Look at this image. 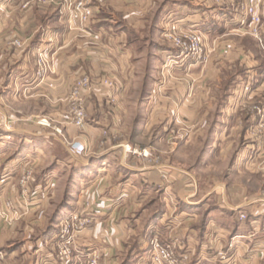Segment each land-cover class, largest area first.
I'll return each mask as SVG.
<instances>
[{"label":"crops","instance_id":"obj_1","mask_svg":"<svg viewBox=\"0 0 264 264\" xmlns=\"http://www.w3.org/2000/svg\"><path fill=\"white\" fill-rule=\"evenodd\" d=\"M93 2L98 4V0ZM156 3L157 0L106 1L101 10L111 5L108 9L113 15L122 12L120 24L115 23L118 21L112 19L113 15L111 19L95 18L93 23L96 22L97 28L94 29L90 24L79 28L70 23L66 12L60 13L54 4L48 2L0 0V206L2 208L7 201H13L18 209L22 201L27 203L21 195L19 180L30 171V157L33 155L38 159L44 155L46 160L49 150L59 164L50 167V179H37L35 184L31 183V195L38 197L40 202L51 198L47 197L48 188L53 180H57V175L60 177L57 171L65 173L70 166L84 164L83 170L74 178L79 189L75 201L78 205L73 211L92 221L85 236L78 241V251L84 252L86 247L95 245L102 251V264H151L150 246L145 236L158 231L163 239L180 249V264H258L264 257V0L260 38L249 32L240 35L231 58L236 70L228 79L226 75L219 87L220 91L226 92V100L222 103L221 117L209 149H221L228 137L234 139L227 142L224 149H244L230 162L225 175L220 171L226 161L211 163L202 159L191 168L189 159L174 163L172 148L152 149L161 157V168L165 166L164 170L172 172L167 182L161 177V169L152 162H142L136 154L130 155L117 147H101L104 142L101 126L105 128L103 124L109 123L110 118L113 119L110 125H115L112 132L122 126L123 120L117 119V112L118 109L125 111L126 98L136 72H139L137 51L134 43L129 42L125 27L145 23L143 16L151 13ZM218 16L225 22L219 27L222 35L225 31L235 30L225 26L228 20L231 21L229 24L237 25L239 31L243 30L239 24L245 13L240 4L227 8ZM218 23L215 21L213 26ZM113 26L118 30L113 31ZM213 26L210 29H214ZM117 40L121 41L120 46ZM102 47L110 49L108 53L113 57L101 58L103 62L98 64L94 51ZM205 49L208 57L201 60L204 66L199 72L200 81L192 87L188 79L189 63L196 58L184 57L182 64L174 69L176 71L170 69L180 78H171L169 92L164 98L171 107L175 97H182V104L176 116L172 115V120L182 117L188 121L205 122L210 114L213 103L206 92L210 84L201 77L203 72L211 73L210 66L205 68L212 48L205 43ZM80 52L88 55L91 73L103 71L117 78V86L108 91V98L93 96L88 101L89 110L94 106L100 117L98 125L89 119L83 130L72 127L67 121L70 119L67 107L71 86L84 68L80 61L73 60L80 57ZM40 54L52 67L48 76L43 78L38 75L36 66ZM152 69L150 74L155 72V65ZM248 82L251 90L241 97L239 93ZM190 96L195 97L190 99ZM191 102H195L192 109ZM103 103L111 109L110 118ZM41 115H48L68 126L70 136L84 149L79 152L68 148L65 155L68 160L58 158V151L50 142L59 136L37 123ZM198 134L202 135V132ZM236 137L241 140L239 147L235 146ZM74 157L76 163H72ZM158 192L162 194L159 199L162 206L155 209L152 203L158 200ZM149 196L155 197L148 206L144 205ZM242 214L245 218L241 217ZM178 221L182 224L179 228ZM16 226L4 223L0 217V250L6 255L5 259H0V264H32L34 260L40 264H65L57 258L52 233L47 234L44 230V240L36 242L32 251L29 240L18 245L13 235L19 230L28 233L35 229L26 223ZM132 237L137 239L129 247L126 243ZM126 250L128 253L125 254ZM219 251L224 252L225 260H219ZM131 253L135 257L130 258Z\"/></svg>","mask_w":264,"mask_h":264},{"label":"rangeland","instance_id":"obj_2","mask_svg":"<svg viewBox=\"0 0 264 264\" xmlns=\"http://www.w3.org/2000/svg\"><path fill=\"white\" fill-rule=\"evenodd\" d=\"M38 1L54 4L59 12L62 8V6L58 4L59 2L54 0ZM106 1L109 2L111 0H98V4L94 3L93 0H87V4L92 6L94 12L88 22L85 23L86 25H80L79 23H77V25L75 22H72L69 17V9L67 8H65L64 11L60 13L64 14V12H66L69 22L75 23L77 26H79V28L87 27V24H90L91 27L96 29V22L93 23L95 18L111 19V16L113 15L110 12L111 10L108 9V7L111 5L105 6L104 10H101ZM245 1L246 0H157L156 7H154L151 13L145 14V16H143L144 20L148 19V21L143 20L145 23H141V25L125 27L129 42L131 44L134 43L135 49L137 51L136 61L139 72H136V78L133 81L134 83L131 85L128 97L126 98L127 102L124 108L125 111L120 109V112L118 109L117 119H121L123 121L122 126L116 128L114 132H112L111 129L113 126L115 127V125H110L113 124V119L110 118L109 114L111 109L108 108L109 106L107 104H105L106 102L103 103L105 106L104 111L106 114H109L110 121L109 123L105 122V124H103L106 125L105 128L101 126V133L102 137L104 138V142L101 145L102 148H106L108 146L117 147V149H123L125 153H129L130 155L133 153L136 154L137 158L142 159V162H152V165L161 169V177L167 182L170 181L172 172L164 170L163 168L165 166L161 168V157L158 156V154H154L155 149H174V163H181L183 161L186 162V159H189L191 168L194 167L195 163H198V161L202 159H205L207 162L211 163H221L226 161L224 168L220 171L221 175H225V173L229 171L227 167L230 162L234 160L236 156L240 155L244 149H224L225 144L234 139L231 137L225 139L221 149H209V146L212 142V137L214 135V130L218 127V121L221 117L219 113L223 105L222 103L226 100V92L224 90L220 91L219 87L223 78L227 75L228 79L229 76H232V71L236 70V68L232 66L233 61L231 58L233 57L232 53L236 52V42L239 41V38L241 37L240 35L245 32L252 33L251 29L255 25L253 24L251 26L248 24L243 27V30L239 31L237 25L229 24L231 21L228 20L225 26L231 30H235L229 33H226L228 31H225V33L222 35L221 32H219V27L222 24L221 22L224 21L220 20L221 17L218 15L221 12H226L227 8L232 7L235 4H240L242 6ZM183 3L187 4V6H185ZM95 7L98 9L95 10ZM98 11L101 12L98 14ZM259 12L262 16L261 5ZM121 13L122 12H116L112 16L113 20L114 18L117 19L118 22H115L116 24L122 19ZM215 21L216 23L220 22L216 25V27L213 26ZM206 23L211 25H206ZM262 25L263 17L261 23L258 25V28L260 29ZM212 26L214 27L215 32H213V28L210 29ZM112 28L113 31L118 30V27L116 26H113ZM239 29L242 28L239 27ZM193 32L201 33V35H203L204 49L205 43L212 48L211 56L209 57V63L205 68L207 69V67L210 66L211 73H206V75L203 72L201 77H205L206 81H208L210 84V88L208 87L206 92L209 95V100H211L210 102L213 103V107L209 109L210 114H208L206 118L203 117L206 119L205 122L188 121L182 117L172 120V115L176 116L179 106L182 104V97L181 95H179L178 98L175 97L173 101H171V107H169V103L164 98L165 93L169 92L168 85L169 81H171V78H180V76L176 75V73H173L172 70L178 68L182 64L181 62L186 55H182L181 46L178 43V39L184 40L188 33ZM117 41V45L119 44L120 46L121 41ZM17 43L19 44V42ZM89 44L90 43H87V45ZM90 46H92V43ZM80 51L85 50L81 49ZM108 52H110V49H103V47L102 49H95L94 55L98 59V64L100 61H102L100 60L101 58H107V56H109L110 59H112L113 55ZM79 54H81L80 57L73 60L80 61L84 68L82 69L83 72L77 76L76 80L71 86L72 88L69 96L70 104L69 107H67V113L70 112L68 115L70 119L67 121L70 123V125H72V127H75L78 130H83L84 126L89 123V119L92 123L97 124L98 118L100 117V114L95 112L94 106L91 110H89L88 101L91 100L93 96L100 97L104 100L105 98H108V91L111 89L113 90L117 86V78L113 74H109L107 72L104 73L103 71L100 73H91L88 69V67H92L88 62V55L84 54V52H80ZM188 57L189 59H191V57L196 58V61L191 60L189 63L190 75L188 76V79L192 87L194 83L197 84L200 81L198 80L200 77L199 72L201 67L204 66V64H201V60L204 61L206 59H200L196 54L192 53H190ZM38 58L36 59L37 73L39 69ZM197 60H200V63L197 62ZM154 65L156 70L154 73L150 74ZM184 65H186V62H184ZM48 67V72H46L45 75L42 76L39 73L38 75L42 78L46 75L48 76V73L52 71V67L49 63ZM85 76H89L92 80V85L95 86L94 88L92 86L91 89L85 90L82 95L81 93L78 94V99H76L73 96L75 83H77L80 79H84ZM107 79H110L114 85H106L104 82ZM226 82H228V80ZM50 86H53V84L51 83ZM246 92L249 91H245L243 85V88L240 91L241 94L239 93V95L242 97ZM194 97L195 96H190V99H193ZM80 98L82 101L79 100ZM166 102L168 106H166ZM194 103L191 102L190 109L193 108L192 106H194ZM81 108L85 110L86 118L84 125L80 127L75 125L74 116L76 109L79 111ZM112 109H114V107ZM203 114L204 113H202V115ZM45 118L48 119L49 124L44 125L41 123V121ZM37 123L39 125L45 126L48 132L55 133L60 137L56 139L52 138V141L50 142L52 145L51 147L58 151V158L65 157L68 148L72 149V143L79 142L70 136L71 129H69L68 126H63L60 122L55 121L48 115L39 116L37 118ZM108 130L111 131V134ZM199 131L202 132V135L198 134ZM235 140V146L239 147L241 145V140L238 137H236ZM48 155L49 157L46 156V160L44 155L38 157V159H36L33 155L30 157V161L28 163V168L30 171H27L25 175H22L19 180L21 195L24 197V199H27V203L22 201L21 207L19 205L18 209L14 207L10 211H8L5 206L2 208L0 206V217L1 220L8 225H17L16 228L20 227V225L23 223H26L31 228L35 229L33 231H29L28 233L25 230H19L17 234L13 235L15 237V242L18 245H22L25 243V240H29L32 251H34L36 242L44 240V230L47 231V234L49 232L52 233V242L53 245H55L53 247L56 249L58 260L62 261L59 245L61 246V244L65 242V238H62L61 231L62 228H65L64 221H66V219H70L71 215L76 213L73 211V208L74 206L78 205L75 201L77 197L76 192L79 188H77L76 184L74 183V178L77 176V174H79L80 171L83 170L82 168H84V164L78 163L79 166H70V168H67L68 172L65 171V173L63 171H57L58 174L60 173V177L57 175L55 179L61 180H53V184L48 188L50 193L47 196L51 198L46 199L44 202H40L41 200H38V197L31 195L30 188H32V184H35L37 179H50V167L54 168L55 164H59V161L53 157V154H51L49 150ZM206 155L207 158H205ZM65 159L68 160L66 157ZM61 160L63 162L64 158ZM66 163L69 162L66 161ZM72 163H76L75 157ZM42 165H44L43 169L38 170L37 168L41 167ZM211 171L213 172V170ZM24 176L28 177V184L26 186L27 188L23 187L21 183V180ZM157 194L158 195L156 197L158 200L155 203H152L155 209H159L162 206L159 200L162 194L161 192H158ZM154 197L155 196L147 197L144 205L148 206L150 204L149 201ZM22 205L25 207H22ZM77 214L80 218L79 221H83V223L76 222L72 224L70 229V234L75 236V243L72 247V256L75 257V254H77L79 256L78 258L84 260L86 258L85 256L89 253L88 249L97 250L100 253L99 258L100 263L102 264V251L98 249L99 247L94 245L86 247L87 250L84 252L78 251V241L80 237L85 236L84 233L88 230L92 220L87 217H81L78 212ZM21 222L22 224H20ZM177 224H179L177 225V228L181 227L182 225L180 224V221H178ZM154 233H158V235H155ZM28 234H30L29 237L27 236ZM155 236L163 245H171L175 258L177 259L176 263L180 264L178 256L180 249H178L174 243L170 242L169 240H165L166 238L163 239V236H161L158 231L150 232L147 236H145V239L147 242H149L148 246H150V263L153 264L151 259L152 247L150 244L151 240ZM135 239L137 238L132 237L129 241H127L126 244L129 245V247L133 246ZM134 252H137V250L133 251V253ZM126 253H128V250L125 251V254ZM217 256L219 260H225V254L223 251H219ZM132 257L135 256L131 253L130 258ZM259 260L261 263L259 261L258 264H264V257ZM32 264H40V261L37 262L34 260Z\"/></svg>","mask_w":264,"mask_h":264},{"label":"built area","instance_id":"obj_3","mask_svg":"<svg viewBox=\"0 0 264 264\" xmlns=\"http://www.w3.org/2000/svg\"><path fill=\"white\" fill-rule=\"evenodd\" d=\"M59 2L62 6L60 12H63L65 8L69 9V17L72 22H75L76 24L79 23L80 25H86L85 23L88 22L90 17L93 14V8L89 4H87V0H54ZM263 0H246L242 4V9L245 13V17L240 21V26L244 27L248 24L251 26L254 24L255 26L252 27L251 32L258 38H260V29L258 28V25L261 23L262 16L260 15V5ZM78 25V24H77ZM203 35L201 33H188L185 36V39H178V43L181 46V53L182 55H185L184 57H188L190 53L196 54L198 58L200 59H207V55L204 49V41H203ZM205 61V60H204ZM38 64L39 69L38 73L40 75H45L46 72H48V60L46 57H44L42 54L39 55L38 58ZM108 86H113L114 83L107 79L104 82ZM92 80L89 76H85L84 79H80L77 83H75L74 89H73V96L74 98L78 99V94L82 93L87 90L91 89L92 87ZM244 90L250 91L251 90V84L245 83L244 84ZM82 101V99H79ZM86 113L83 108L79 109V111H75L74 116V123L76 126H83L85 123ZM42 124L46 125L49 124L48 119H43L41 121ZM72 149H75L79 152H81L84 147L80 145L79 142L72 143ZM22 186L26 187L28 184V177H23L21 180ZM27 188V187H26ZM8 211L13 209L15 207V203L13 201H7L4 205ZM242 218H245V214L241 215ZM79 215L77 213H74L71 215L70 219H66L64 221V229L62 228L61 236L62 238H65V242L61 244L60 247V255L62 256V261L65 264H101L100 263V253L97 250H90L88 249V254L85 256L86 258L82 260L81 258H78L77 256L73 257V249L75 236L73 234H70V229L72 227V224L74 223H83V221H79ZM67 236V237H66ZM237 243V242H236ZM151 247H152V254L151 259L153 264H177V259L175 258L174 251L171 248V245H163L158 238L155 236L151 240ZM75 250V248H74ZM92 251V252H91ZM5 255L0 250V259H4Z\"/></svg>","mask_w":264,"mask_h":264}]
</instances>
